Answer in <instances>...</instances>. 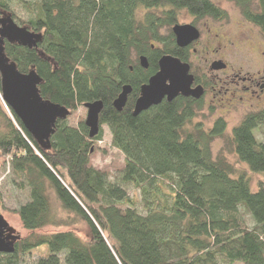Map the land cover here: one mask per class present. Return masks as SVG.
<instances>
[{"label": "trees", "instance_id": "obj_1", "mask_svg": "<svg viewBox=\"0 0 264 264\" xmlns=\"http://www.w3.org/2000/svg\"><path fill=\"white\" fill-rule=\"evenodd\" d=\"M233 1L264 33V0ZM19 7L27 20L18 15ZM141 9L164 13L140 20ZM182 9L197 18L226 15L213 0H0V16L7 13L43 33L34 48L5 41L19 70H35L43 98L70 114L102 100L100 123L108 125L113 146L125 155L113 180L91 163L102 129L91 138L85 122L58 120L45 149L10 106L14 120L0 106L6 123L0 156L10 166L11 182L26 194L17 214L29 232L15 252L0 253V264H23L24 256L43 246L48 252L35 264H264V142L255 134L264 126V109L246 116L232 139L238 158L262 176L256 188L245 172L213 154L212 141L224 132V122L210 131L188 130L198 104L180 96L133 114L160 58L186 60L173 31L161 35L163 27L178 23ZM125 85L132 92L119 111L114 101ZM49 188L65 210L86 222V239L69 229L44 230L66 225L53 212Z\"/></svg>", "mask_w": 264, "mask_h": 264}, {"label": "rangeland", "instance_id": "obj_2", "mask_svg": "<svg viewBox=\"0 0 264 264\" xmlns=\"http://www.w3.org/2000/svg\"><path fill=\"white\" fill-rule=\"evenodd\" d=\"M213 2L225 11L226 15L223 18L206 16L203 18L204 23L199 18H195L189 14L187 10L182 9L178 13L179 24H193L199 32L201 31L200 37L192 43L198 49V52L193 58L195 59V70L199 73L210 71V67L213 66L211 64L212 59L218 58L224 59L230 67L242 68L244 72L255 70L257 64H260L261 52L264 50V33L257 25L244 18L240 7L233 0H213ZM147 13L163 16L164 11L162 9H141L138 13V18L142 20ZM8 15L5 13L1 17ZM18 15L24 21L28 19V13L22 7H19ZM173 26L174 24L163 27L161 29V35L167 37L173 31ZM24 27L33 31L26 23ZM207 43L209 49L206 47ZM158 47L162 48L164 45L158 43ZM206 57L210 59L209 62L206 60ZM263 65L264 63H262ZM225 90L217 96L218 99L216 101L212 102L211 97H206L202 104L197 105L195 116L187 124V128L190 131L196 127L210 131L214 128L217 121L221 120L224 122V132L212 141L211 147L213 154L215 157H224L238 172H245L249 176L252 186L256 188L262 176L252 172L248 165L238 158L234 152L232 139L234 128L240 125L246 116L261 111L263 108L258 106L259 103L256 100L246 99L243 102L239 98L234 106H229L226 100H219L220 97L225 96ZM0 106L3 112L14 120L1 94ZM87 114V107L82 105L78 110L71 113L67 119L71 125L78 126L79 123L85 122ZM5 124L4 117L0 114V131L5 129ZM101 129L103 130V137L94 146L91 163L97 169L108 172L111 179L114 180L118 172L125 165V155L113 146L112 134L108 125H101ZM255 134L259 141L264 142V126L258 128ZM10 174L8 162H5L4 157L0 156V214L16 230V234L23 238L28 236L29 232L22 226L17 210L26 201V194L11 182ZM48 191L53 212L61 220H65L64 223L66 225L48 226L44 230L50 232L59 229H69L86 239L90 234L86 222L76 219L73 213L65 210L52 189L49 188ZM128 192L135 197L138 195L132 186L128 187ZM241 213L248 223L252 224V219L244 208L241 209ZM47 249V246H43L33 254L24 256L23 264H35L41 254L48 252Z\"/></svg>", "mask_w": 264, "mask_h": 264}, {"label": "water", "instance_id": "obj_3", "mask_svg": "<svg viewBox=\"0 0 264 264\" xmlns=\"http://www.w3.org/2000/svg\"><path fill=\"white\" fill-rule=\"evenodd\" d=\"M173 33L180 47H186L200 37L199 30L193 24L177 23L173 26ZM6 40L13 44L34 48L43 40V33L31 31L19 25L10 15L0 16V73L3 99L38 143L43 148L49 149L58 120L68 118L70 110L43 98L39 88L42 78L35 70L28 73L19 70L17 63L6 53ZM140 62L144 68H149L147 56L142 55ZM212 67L224 68L225 63L217 61ZM193 82L194 76L190 73L189 63L171 54L163 55L159 60L158 72L141 87L133 114L139 115L150 107L160 104L164 99L172 101L179 95L200 98L203 95V89L201 86L192 88ZM131 92V85L123 87L121 94L114 101L117 110H123ZM85 106L88 109L85 124L89 128L90 137L94 138L100 132V115L104 102L97 100L86 103ZM21 238L0 214V253L15 252L16 244Z\"/></svg>", "mask_w": 264, "mask_h": 264}, {"label": "flooded vegetation", "instance_id": "obj_4", "mask_svg": "<svg viewBox=\"0 0 264 264\" xmlns=\"http://www.w3.org/2000/svg\"><path fill=\"white\" fill-rule=\"evenodd\" d=\"M204 17H200L199 19L201 22L205 23V21H203ZM208 17L215 18L212 16ZM206 47L209 49L208 43ZM197 52L198 49L194 44L180 47V54L183 58H186V60L182 61L189 63L190 73L194 76L192 87L201 86L203 89V95L200 98H195L191 95H179L178 97L183 96L190 102L200 105L204 102L206 97H211L212 102L216 101L218 99L217 96L226 89L224 93L225 96L220 97L219 100H226V103L229 106H234L239 98L243 102L246 99L256 100V102L259 103L258 106L264 109V65L262 66V63H264V50L261 52L260 64H257L255 70L246 72H244L242 68L230 67L224 59L218 58L212 59L211 64L221 61L225 63L224 68L213 69L210 67V71L199 73L195 70V59H193ZM206 60L208 62L210 61L207 57Z\"/></svg>", "mask_w": 264, "mask_h": 264}]
</instances>
